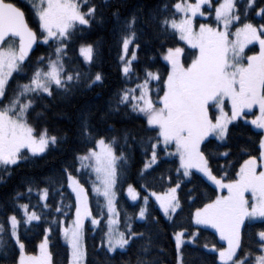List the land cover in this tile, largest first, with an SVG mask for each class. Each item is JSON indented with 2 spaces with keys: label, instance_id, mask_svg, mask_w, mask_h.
I'll return each mask as SVG.
<instances>
[{
  "label": "snow or ice",
  "instance_id": "snow-or-ice-1",
  "mask_svg": "<svg viewBox=\"0 0 264 264\" xmlns=\"http://www.w3.org/2000/svg\"><path fill=\"white\" fill-rule=\"evenodd\" d=\"M20 3L36 18L35 29L30 26L25 7L17 0H0V169L5 171L29 156L48 153L63 140L38 123L39 113L37 122H33L37 99L53 98L55 94L70 96L82 83L91 87L103 81L101 73L91 72L92 44H82L79 49L88 71L66 66V61L71 59L67 53L73 37L78 34L82 37L96 19L97 7L93 0H20ZM115 15L119 20L118 14ZM198 17L204 18L203 22H198ZM153 22L161 35L178 34L179 40L185 43V47L161 43L158 56L170 66L166 78L159 71L147 68L141 77L132 66L133 62H139L135 51L126 59L130 46L136 50L141 48L144 27ZM120 43L122 73L126 81L131 82L135 77V82L133 87L121 89L114 110L123 108L136 114L155 133L141 141L149 146L146 154L150 151V158L145 161L140 176L143 179L145 172L158 164V153L165 162L171 158L177 165L171 170L176 180L172 176L159 177L168 182L166 191H150L146 184H141V190L146 193L141 196L129 184L127 193L131 200L141 202L135 205L139 208L138 218L144 220L152 215L149 200L155 197L163 216L173 220L178 210L183 211L178 194L179 178L192 182L196 173L202 174L201 178L210 181L218 194L195 207L198 198L191 195L195 189L189 191L190 206L195 207L190 227L195 230L181 228L173 232L176 264H185L183 249L188 246L202 247L214 257L213 264H217V256L218 264H264V0H168L147 20L141 21L136 15L125 20L120 25ZM257 44L258 51L255 47L249 49V45ZM34 47L51 51L33 61L30 54ZM186 48L189 49L187 57ZM245 49L255 54L246 55ZM22 76L27 77V83H19ZM14 80L15 86L10 87V81ZM249 115L253 117L250 120ZM240 126H252L260 137L255 152L243 150L242 163L237 162L238 170L235 165L225 164L217 165L214 172L212 161L231 160L232 154L208 153V145L216 141L218 147H227L230 127ZM81 128L82 136L92 146L75 157L79 167L67 165L62 180L50 181L56 185L53 203H48L49 187L38 188V202L31 203L33 187L29 185L26 193L17 192L14 198L13 207L22 210V217L18 219L12 214L6 221L0 220V243L7 231L18 245L16 264H53L47 235L39 244L38 254L25 251L19 234L22 220L32 224L48 215L71 219V225L63 227V237L70 248V264H90L84 242L85 220L90 219L93 227L104 222L101 249L106 254L126 252L143 235L133 230V217L126 210L123 230L120 228L115 190L117 168L118 162L126 163L128 159L122 149L117 154L120 144L115 137L106 138L97 133L87 117L82 119ZM128 136L125 132L124 144L128 143ZM72 168L76 174L69 170ZM81 173L87 177L85 183L91 182L96 215L89 202V189L79 178ZM68 189L70 192L65 195ZM72 194V203L66 204ZM25 195L29 203H19ZM73 207L74 219L67 215ZM45 222L61 223L59 219ZM257 222L262 230L257 234V247L250 250L245 237ZM5 223L9 224L7 230ZM207 229H214L219 239L200 245L201 233ZM51 231L49 227L47 232ZM136 264L154 262L137 259Z\"/></svg>",
  "mask_w": 264,
  "mask_h": 264
},
{
  "label": "trees",
  "instance_id": "trees-1",
  "mask_svg": "<svg viewBox=\"0 0 264 264\" xmlns=\"http://www.w3.org/2000/svg\"><path fill=\"white\" fill-rule=\"evenodd\" d=\"M17 2L20 6L25 7L24 4L20 3V0H17ZM165 2H168V0H93L97 7L96 19L92 27L85 31L82 37L79 34L73 37V42L70 44L67 53L71 59L66 61V66L69 68L78 66L82 71H88L79 49L82 44H92L94 62L91 66V72L101 73L103 81L97 82L91 87H87L86 83H82L70 96L55 94L53 98L45 96L43 99L35 101V111L32 113L33 122H37L36 114L39 113L38 123L47 127L51 134L62 137L63 140L42 156H29L27 160L7 171L0 169V220L6 221L7 216L12 214H16L18 219L22 217V210L13 207L14 198L17 192L26 193L29 185L33 187L31 203L38 202V188L43 187H49L48 203H53L52 195L56 185L55 183L50 184V181L62 180L63 169L67 165L71 164L79 167L75 157L86 152L92 146L82 136L81 122L83 118L87 117L97 133L106 138L115 137L120 144L117 154L119 155L122 149L124 155L128 158L126 163L123 161L118 162L117 168L116 191L118 196L117 207L120 209V228L123 230L125 224L124 210H126L128 215L133 217V230L143 234L133 241L126 252L106 254L101 249L103 236L101 229L104 227V222L101 226L94 228L87 221L84 241L87 246L90 264H136L137 259H147L153 261L154 264H176L173 232L179 231L181 228L194 231L195 229L190 227L191 213L195 211V207L202 206L209 198H214V195L218 194V190L214 191L215 186L206 178L202 179V174L196 173L192 178V182H189L188 178L180 177L181 189L178 190V194L183 211L178 210L176 216L170 221L163 216L156 202L150 199L149 210L152 215L146 217L143 221H139V208L135 205L141 204V202L132 203L129 200L126 194L129 184L136 187L141 192V196L146 194L141 190V184H146L150 191L158 193L166 191L169 186L168 182L160 180L159 177L172 176V179L176 180L175 172L171 170L175 169L177 165L171 162V158L168 159V162H165L162 154L158 153V157H160L158 164L154 165L153 169L145 172L142 179L140 172L145 161L150 158V151H147L146 154L149 146L146 143H141V141L155 135V133L150 132L144 120L137 118L136 114L125 111L123 108L120 111L114 110L118 93L125 87H133L135 82V77H132L131 82L126 81L122 73L120 58L123 52L120 43V25L133 15H136L141 21L149 19L150 15L155 13L157 9L162 8ZM25 10L29 16L30 26L35 29L36 18L31 15L27 7H25ZM115 14H118L119 20ZM257 20L258 18L253 22H257ZM141 27L144 26L141 25ZM161 43L166 44L168 47L183 46L178 34L173 35L169 32L166 35H161L158 25L154 22L150 26L144 27L141 48L135 52L139 62H133L132 65L141 77L144 75V69L147 68L149 71H159L161 77L166 78L170 67L166 66V62L158 56L161 51ZM50 51L46 47H40L31 54V59L35 61L39 56H47ZM134 51L135 48L130 46L129 55L126 59H130ZM188 51L189 49L186 48V57ZM25 72H29V70L25 69ZM27 82L26 76L19 78V83ZM14 86L15 80L10 81V87ZM125 132L129 133L127 144L123 143ZM259 138L253 131L252 126H240L234 129L230 127V138L227 141V147H218L216 141L208 145V153L217 154L228 151L232 154L231 160L224 158L213 160L214 172L217 171V165L223 166L225 164L235 165L236 170H238L239 163H242L243 150L255 152L256 142ZM246 158L247 156H243V159ZM69 170L76 174L74 168ZM229 174H231V168ZM79 178L82 183H85L87 179L83 173L80 174ZM85 187L89 189V202L92 206L93 215H96L95 194L91 191V182L85 183ZM193 189L195 191H192L191 195L198 198L195 207L190 206L192 201L191 196L188 195L189 191ZM69 192L70 189L66 190L65 195H68ZM73 199L74 194L65 203L70 204ZM39 202L43 203L42 201ZM101 202L103 203V201ZM19 203H29L27 196H21ZM67 215L74 218V207L71 211H68ZM153 217L159 222H154ZM54 219H59L61 223L52 225L45 222V220L51 221ZM70 222L71 219L54 215L42 216L40 221L32 224H25L22 220L19 226V234L21 242L25 244V251L28 254H36L44 236L49 235L53 264H69L70 250L63 241L62 232L63 227L69 225ZM49 227L52 228L50 233L47 232ZM5 228L6 230L9 228L8 223H5ZM260 230H262V226L259 222L248 229L245 242L251 246L250 250L257 247L259 239L257 234ZM218 239V234H215L211 229H207L201 233L200 245L204 242L214 243ZM13 241L14 238H10L7 231L2 234L0 264H16L19 249ZM217 247H219V244ZM145 248L147 251H144ZM183 252L185 264H213L214 257L207 254L200 246H188L183 249ZM215 259L218 264V256Z\"/></svg>",
  "mask_w": 264,
  "mask_h": 264
},
{
  "label": "rangeland",
  "instance_id": "rangeland-1",
  "mask_svg": "<svg viewBox=\"0 0 264 264\" xmlns=\"http://www.w3.org/2000/svg\"><path fill=\"white\" fill-rule=\"evenodd\" d=\"M197 20H198V22H203V20H204V18H200V17H198L197 18ZM182 43H183V46H180V47H185V43L182 41ZM253 47H255L256 48V50L258 51V44L257 45H255V46H253V45H249V49L250 48H253ZM249 49H245V54L246 55H252V54H255L254 52H252V51H249ZM135 52H136V49H135ZM83 57V56H82ZM83 59H84V57H83ZM170 67V66H169ZM254 111H256V113H257V115L259 114L258 113V110H256V109H254ZM253 117L251 116V115H249V117H248V119L250 120V119H252ZM94 175V174H93ZM116 183H117V180H116ZM115 190H116V188H115ZM117 192V191H116ZM126 194H127V197L129 198V200L132 202V203H139L140 201H132L131 200V197L128 195V193L126 192ZM117 199H118V196H117ZM150 199H152V200H154V202H155V197H150ZM150 201V200H149ZM157 204V206H158V203H156ZM159 207V206H158ZM74 218H75V215H74ZM73 218V219H74ZM139 219V218H138ZM145 220V219H144ZM87 221H89V223L91 224V222H90V219H88V220H85V222H84V234H85V224H86V222ZM139 221H143V220H140L139 219ZM34 222H38V221H33L32 223H34ZM71 225V222H70V224L69 225H65V226H70ZM64 226V227H65ZM92 226V225H91ZM94 228H97V227H94ZM211 230H213L214 232H215V230L214 229H211ZM48 236V238H49V235H47ZM62 238H63V241H64V243L67 245V243H66V241H65V239H64V237H63V232H62ZM84 238H85V235H84ZM85 242V241H84ZM68 246V245H67ZM49 247H50V240H49ZM69 250H70V248H69ZM38 252H39V249H38ZM38 252L36 253V254H38ZM71 258V257H70ZM69 264H70V262H69Z\"/></svg>",
  "mask_w": 264,
  "mask_h": 264
},
{
  "label": "water",
  "instance_id": "water-1",
  "mask_svg": "<svg viewBox=\"0 0 264 264\" xmlns=\"http://www.w3.org/2000/svg\"><path fill=\"white\" fill-rule=\"evenodd\" d=\"M36 50H37V48L34 47L33 53H34ZM33 53H32V54H33ZM30 55H31V54H30Z\"/></svg>",
  "mask_w": 264,
  "mask_h": 264
}]
</instances>
